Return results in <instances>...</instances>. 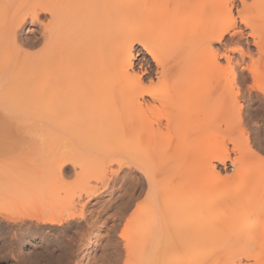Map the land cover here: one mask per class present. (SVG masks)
I'll use <instances>...</instances> for the list:
<instances>
[{"label": "bare ground", "instance_id": "6f19581e", "mask_svg": "<svg viewBox=\"0 0 264 264\" xmlns=\"http://www.w3.org/2000/svg\"><path fill=\"white\" fill-rule=\"evenodd\" d=\"M46 14L47 23L41 21ZM28 18L40 26L34 44L41 41L42 47L35 54L25 51L18 37ZM163 24L172 25L159 30ZM248 38L256 56L264 58V0H0V55L3 49L13 52L0 56V107L16 104V111L10 108L16 114L25 113L18 105L38 107L34 117L41 129L61 124L75 134L116 137L119 171L139 170L150 191L159 174L174 166V157L191 148L185 166L209 168L214 179L193 185V192L186 184H176L177 188L171 184L164 187L162 202L150 197L143 208L136 207L139 221L127 223V233L134 235L129 233L127 239L138 244L142 258L146 251L147 257L152 251L153 256L162 254L158 261L144 257L141 262L173 264L183 245L177 264H236L242 257L252 261L248 264H264V199L244 207L243 198L227 191L205 205L208 226L242 208L227 219L226 238L212 230H187L195 207L182 205L190 193L204 198L234 179L223 178L213 162L224 166L230 161L235 173L245 177L264 171L249 139L237 137L244 131L240 108L235 106L241 96L236 67L246 58L255 60ZM136 46L141 48L137 54ZM232 53L239 55V61ZM254 78L264 84V69ZM231 86L234 92L229 91ZM34 102L37 105H31ZM186 123L188 127L180 130ZM172 135L173 140L161 141ZM227 142L234 146V159ZM158 149L165 154L152 156ZM86 194L95 198L99 190ZM256 212L260 213L254 217ZM171 213L177 219L168 223ZM5 215L8 220H33L44 226L84 217L65 218L29 208ZM87 250L82 249V258Z\"/></svg>", "mask_w": 264, "mask_h": 264}, {"label": "rangeland", "instance_id": "374dc122", "mask_svg": "<svg viewBox=\"0 0 264 264\" xmlns=\"http://www.w3.org/2000/svg\"><path fill=\"white\" fill-rule=\"evenodd\" d=\"M22 1L25 3V0ZM27 4L32 6L34 2H27ZM236 5L240 6L239 2L236 1ZM29 9L25 8L26 11ZM235 14H237L236 9ZM42 20L47 23L50 20L49 15H42ZM170 25L172 24H163L159 30ZM39 28V24L32 23L29 18L20 28L18 37L24 44L25 51L30 54H35L42 47V44H39L41 41L34 44L39 36ZM29 29L33 31L28 33ZM248 43L255 60L246 58L236 67L241 96L235 106L236 108L239 106L237 109L240 108L238 118L242 121L241 128L244 131H241L244 134L238 133L237 137L240 141L248 138L251 147L259 153L260 160H263L264 164V92L259 89L260 87L263 89L264 84L254 78L259 70L264 69V58L256 56L251 38H248ZM140 49L136 46L135 54ZM5 50L1 52L2 58H6L8 52L12 55V50L8 52ZM230 55L235 61H239L237 53ZM142 57L143 53L136 56L138 60ZM147 58L151 61L150 57ZM221 65L223 67L226 65L224 59L221 60ZM79 75L77 77H80ZM234 90L235 86L229 87L230 92ZM33 104L37 105L36 102L31 105ZM11 105L7 103L0 107V217H2L0 218V264H141L142 262V264H148L149 260L146 263L145 259L141 262L144 257H147V249L142 258L143 255L141 257L139 255L144 253L142 250H140L141 254L139 253L138 244L127 239L132 235L131 232L127 233V223L139 221L136 207H142L150 197L157 198L155 200L157 202L158 200L162 202L164 187L168 188L171 184H174V187L176 184H178L177 187L181 185L184 187L186 184L193 192L197 186L214 179V173L209 168L192 169L185 166L184 163L192 152L191 148H186L174 157L173 167L159 174L154 188L150 191L139 170L124 168L119 171L115 161L120 141L116 137L75 134L71 131L72 129L67 126L65 128L61 124L55 125L50 130L41 129L37 116L34 117L38 107L29 108L27 104H24L25 106L22 107L24 109H21L17 104L20 107L18 109L25 111L23 113L27 115L18 117L23 116V113L11 112V109L17 110L16 104ZM9 114H15V117H10ZM6 115H8L7 118ZM188 125L189 123L184 124L180 130H185ZM175 136L165 137L161 141L169 142ZM186 137L184 140L187 139L190 145L191 138ZM227 147L230 156L234 159V146L227 142ZM157 153L152 156H159L164 152L158 149ZM213 164L223 178L234 177V179L224 187L217 188L210 196L195 198L194 194L190 193L183 198L184 207L189 205L195 207L192 210V217L186 222V228L187 230L196 229V231L212 230L224 234L226 238L230 234L227 230V219L241 212L242 208L235 213L218 217L216 222L213 221L208 226L205 205L227 191L236 192L243 198L244 207H248L250 201L264 199V171L257 176L245 177V174L240 176L235 173L230 161L224 166L218 162ZM60 169H62L61 173H59ZM256 179H258L257 185ZM105 186L108 187L103 189ZM89 190H99L98 196L90 198L86 194ZM23 208L42 209L47 213H57L65 218L82 214L84 217L66 221L61 226H44L33 220L7 219L6 212ZM259 213L256 212L254 217ZM175 216L171 213L167 218L168 223L172 222ZM134 226L137 229L136 225ZM137 227L139 229V224ZM166 236L173 239V236ZM259 239L260 237H257L256 241ZM83 248L88 249L84 258H82ZM183 248V245L180 246L181 257L178 256L180 258H177L178 261L182 259ZM164 250L168 251L169 247L166 246ZM156 253L153 256L152 251L149 255L153 257L148 256L154 262L158 259V254H160L159 257L162 255L159 252L156 256ZM148 257L146 260L149 259ZM177 262L174 263L177 264ZM251 262L246 257H242L241 262L238 261L236 264Z\"/></svg>", "mask_w": 264, "mask_h": 264}, {"label": "crops", "instance_id": "0c3cea01", "mask_svg": "<svg viewBox=\"0 0 264 264\" xmlns=\"http://www.w3.org/2000/svg\"><path fill=\"white\" fill-rule=\"evenodd\" d=\"M0 218H2V217H0Z\"/></svg>", "mask_w": 264, "mask_h": 264}]
</instances>
